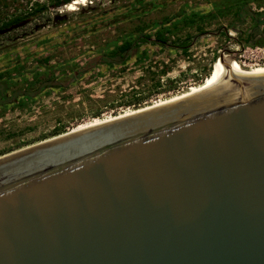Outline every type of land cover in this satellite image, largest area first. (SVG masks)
I'll use <instances>...</instances> for the list:
<instances>
[{
	"label": "water",
	"instance_id": "obj_1",
	"mask_svg": "<svg viewBox=\"0 0 264 264\" xmlns=\"http://www.w3.org/2000/svg\"><path fill=\"white\" fill-rule=\"evenodd\" d=\"M0 264H264V72L0 159Z\"/></svg>",
	"mask_w": 264,
	"mask_h": 264
},
{
	"label": "rangeland",
	"instance_id": "obj_2",
	"mask_svg": "<svg viewBox=\"0 0 264 264\" xmlns=\"http://www.w3.org/2000/svg\"><path fill=\"white\" fill-rule=\"evenodd\" d=\"M34 1L0 0V17ZM129 1L87 0L73 9H48L0 31V75L9 77L6 98L0 96L1 154L186 91L207 79L222 53L238 56L245 70L264 66V24L256 28L248 16L237 18L234 8L218 12L210 6L228 0H165L139 17L103 22ZM248 9L264 10V0H249ZM141 30L151 39L158 30L168 41L191 37L192 45L183 52L147 42L123 65L97 63L95 57L113 49L109 43ZM250 31L254 36L247 42ZM16 91L32 96L10 103Z\"/></svg>",
	"mask_w": 264,
	"mask_h": 264
},
{
	"label": "trees",
	"instance_id": "obj_3",
	"mask_svg": "<svg viewBox=\"0 0 264 264\" xmlns=\"http://www.w3.org/2000/svg\"><path fill=\"white\" fill-rule=\"evenodd\" d=\"M72 1L74 0H46L45 2H40L38 0H35L33 3H30V5L27 4L28 7L26 8L15 7V11L13 13L6 15V17H2V18L0 17V31L12 27L13 25L21 23L28 16L42 13L44 11H47L48 9H59L71 3ZM248 1L249 0H228L226 2L223 1L222 3L217 1L211 3L210 6L215 7L218 12H223V10L228 8H234V14L237 16V18H241L242 16L246 15L250 18L251 21L254 22V27L257 28V25H259L260 23L264 24V10L253 11L251 9H248ZM164 5H165V0H130L128 3L124 5H118V7L115 8L114 15L109 17L108 19H105L107 21H103V22H105L106 24H110L112 20H115L113 21L114 23L117 22L118 20L120 21V20H125L127 18L139 17L156 8L163 7ZM183 12H184L183 10L180 11V13ZM58 17L55 19L57 20V22H62L64 20V17L63 18L62 16L60 18ZM168 20L169 19H165L164 21L167 22ZM253 36L254 33L250 31L247 33L245 40L249 42ZM119 40L118 41L115 40L114 42H111L107 45V46H113V49L110 50L108 53H100L97 57H95V60L98 61L97 63H103L108 66L116 65V64L123 65L128 60L130 53L133 49L147 42L152 44H157L161 47L181 50L183 52H186L192 45L191 37H185L184 39H177L175 41H168L166 37L163 36L160 30L155 32L154 39H151L150 35L147 34L146 31L141 30L137 35L131 34L128 37H122ZM15 61L16 64L17 63L19 64L20 62L19 58L16 56H15ZM43 61L48 62V59H43ZM38 67H39L38 65L32 67L30 72L34 74L37 73ZM48 67H52V66H48ZM210 72L212 73L211 70ZM210 72L208 77L211 75ZM18 75H21V73H18ZM8 80L9 77L3 78L2 75H0V90L5 89L0 95L1 99L6 98V88L8 86L7 82H9ZM47 86L49 85L45 84L41 88ZM13 96L14 97L10 98V103L16 101L17 97L19 96L29 98L32 95L26 94L24 91H18V92L16 91L13 93ZM2 102L6 103L5 100H3ZM61 132H63V130L55 131L54 133L51 134V136L57 135L58 133Z\"/></svg>",
	"mask_w": 264,
	"mask_h": 264
},
{
	"label": "bare ground",
	"instance_id": "obj_4",
	"mask_svg": "<svg viewBox=\"0 0 264 264\" xmlns=\"http://www.w3.org/2000/svg\"><path fill=\"white\" fill-rule=\"evenodd\" d=\"M86 1L87 0H74L71 3L67 4L66 6L69 9H73L74 5H76L77 3L84 4ZM222 71L228 77H243V76H248V75L264 72V66H259V67L250 68V69H246L245 70V69H242V67L240 66V61L234 59V57H232V56H223V58L219 57L217 62H215V64H214V68H213V71H212L211 75L204 82L199 83L198 85H196V86H194V87H192V88H190V89H188L186 91H183V92L178 93V94H174V95L170 96L169 98L160 99V100H158L156 102L150 103V104L145 105L143 107H138V108H135V109H132V110H128V111H125L123 113L114 115V116H110V117H106V118H103V119H100V120L93 121L91 123H88V124L80 127V128L73 129V130H70L68 132L66 131L65 133H62V134L59 133V135H57V136L53 135V136H51L49 138H44V139L39 140V141H37L35 143L20 147L18 149H15L12 152L7 153L5 155H1L0 159H3L5 157L11 156L13 154L19 153L21 151L27 150L29 148L35 147L37 145L43 144L45 142H48V141L63 137L65 135L71 134L73 132H76V131L91 127L93 125H96V124H99V123H103V122H106V121H109V120L125 117V116H128V115H132V114H135V113H138V112H142V111L148 110L150 108L159 106L161 104H165V103L180 99V98L185 97L187 95H190V94H192L194 92L203 90V89L213 85L220 78V75H221Z\"/></svg>",
	"mask_w": 264,
	"mask_h": 264
}]
</instances>
